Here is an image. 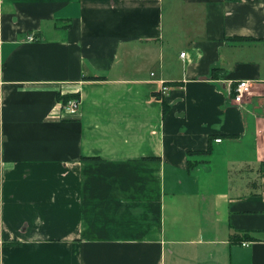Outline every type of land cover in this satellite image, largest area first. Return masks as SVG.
Segmentation results:
<instances>
[{
  "label": "crops",
  "instance_id": "1",
  "mask_svg": "<svg viewBox=\"0 0 264 264\" xmlns=\"http://www.w3.org/2000/svg\"><path fill=\"white\" fill-rule=\"evenodd\" d=\"M0 264H264V0H0Z\"/></svg>",
  "mask_w": 264,
  "mask_h": 264
},
{
  "label": "built area",
  "instance_id": "2",
  "mask_svg": "<svg viewBox=\"0 0 264 264\" xmlns=\"http://www.w3.org/2000/svg\"><path fill=\"white\" fill-rule=\"evenodd\" d=\"M28 39H34L33 35H28ZM185 52H181L180 56H184ZM250 84L247 80H239L235 86L233 87V93H234V100L236 102L242 101L244 98V95L249 91ZM165 88V87H164ZM63 110L71 115L74 116L78 114L79 111V104H80V98L79 97H72L68 99L66 102H61ZM215 141H220V139H216ZM242 244H246V242H242Z\"/></svg>",
  "mask_w": 264,
  "mask_h": 264
},
{
  "label": "trees",
  "instance_id": "3",
  "mask_svg": "<svg viewBox=\"0 0 264 264\" xmlns=\"http://www.w3.org/2000/svg\"><path fill=\"white\" fill-rule=\"evenodd\" d=\"M72 97H78L77 94H57V98L60 99L62 102H66L68 99ZM209 150H206L204 153H208ZM229 239L233 242L242 241V240H253L255 239L253 236L250 235L249 232H243V234H239L237 232L232 233L229 236Z\"/></svg>",
  "mask_w": 264,
  "mask_h": 264
}]
</instances>
